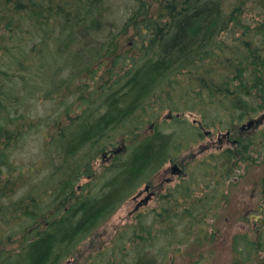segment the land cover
<instances>
[{
    "label": "rangeland",
    "instance_id": "374dc122",
    "mask_svg": "<svg viewBox=\"0 0 264 264\" xmlns=\"http://www.w3.org/2000/svg\"><path fill=\"white\" fill-rule=\"evenodd\" d=\"M132 8V0L102 3L88 21L79 24L81 29L73 40L58 29L51 31L48 25L27 28V23L20 21V28H11L10 36L7 31L11 29H1L0 25V39L6 33L0 41V127L9 123V138L0 134V264H10L22 256L21 247L45 229L47 219L72 204V192L81 198L101 193L103 183L112 175L109 171L114 159L104 160L102 153L120 148L123 139L128 145V158L131 144L158 133L169 139L170 156L180 159L197 153L202 144L229 128L236 135L242 122L264 113L263 105L250 112L252 115L236 120L220 103L209 106L202 95L193 97L187 86L173 87L172 95L159 88L153 91L148 107L150 121L144 122L138 133L132 135L133 124L123 122L113 130L104 129V136L94 137L93 143L68 150L65 139L62 144L58 138L68 133L70 126L73 130L84 128L85 120L96 117L93 111L98 105V109L106 107L107 93L114 89L110 84L120 79L121 73L131 67V58L140 54L134 44L138 36L135 24H124ZM252 11L253 15L257 12L254 8ZM95 26L104 31L83 37ZM187 74L184 69L176 77ZM172 104L179 105L178 109ZM196 106L202 111L193 109ZM170 112L173 116L167 118ZM22 113L25 121L19 119ZM194 119L201 122V127ZM231 121L235 122L233 126ZM151 123L153 129H149ZM263 138L264 123L250 136L254 141L248 153L251 155L232 158L225 164L218 163L222 160L218 154L227 144L196 154L187 166L189 176L163 185L166 192L180 182L188 184L180 194L185 200L174 210L171 204L161 205L159 199L130 214L137 201L132 200L133 195L144 188L151 175L158 177L159 171L169 165V158L157 171L156 167L151 173V167L143 168L129 183L130 190L120 198L119 207L91 235L63 251L57 264H264ZM218 164L225 168L212 177L225 179L222 193L216 191L214 180L206 183L209 172H215L214 165ZM70 180H74V186L66 190ZM24 204L28 207L21 210ZM27 216L35 217L32 220H38L40 227L33 231L32 225L22 226V218ZM151 224L165 236L151 230V236H143L140 230ZM238 233L255 242L250 257L242 242H238L241 252L235 248L233 237Z\"/></svg>",
    "mask_w": 264,
    "mask_h": 264
},
{
    "label": "trees",
    "instance_id": "16d2710c",
    "mask_svg": "<svg viewBox=\"0 0 264 264\" xmlns=\"http://www.w3.org/2000/svg\"><path fill=\"white\" fill-rule=\"evenodd\" d=\"M107 1L0 0V25L1 29H19L20 21L27 23V28L32 24L40 28L48 25L51 31L58 29L61 35L73 40L81 29L79 24L88 21L97 7ZM132 1L133 10L124 24H135L138 36L134 44L140 54L132 57L131 67L110 84L114 89L107 93L106 107L98 109V105L93 111L96 117L90 122L85 120L84 128L77 127V131L70 126L68 133L60 136L59 141L64 144L65 139L68 150L85 142L93 143L94 137L104 136V129L113 130L123 122L133 124L132 135L138 133L143 123L150 121L148 107H151L153 91L159 88L172 95L173 87L187 86L193 97L202 95L209 106L220 103L236 120L264 105V0ZM253 8L257 10L255 15ZM12 29L7 31L9 36ZM103 31L95 26L83 37ZM184 69L188 74L178 79L176 76ZM171 101L179 104L178 100ZM178 106L173 105L177 109ZM196 108L202 111V107L193 109ZM19 119L25 121L24 113ZM234 123L231 121L230 125ZM8 125L0 127V134L7 138ZM168 144L169 139L163 135L135 141L125 169L110 175L100 194L81 198L72 192L69 195L74 199L72 204L53 219L48 218L45 229L36 232L37 235L21 247L22 256L10 264H57L64 256L63 251L91 235L119 207L123 200L120 198L130 190L129 183L140 169L155 168L169 156ZM6 149L8 146L4 147ZM66 184L65 189H71L74 180ZM68 199L66 196L65 200ZM27 207L24 204L21 210ZM27 217L22 218V226L32 225L33 231L40 227L38 220H32L35 217ZM150 230L163 235L153 224L140 231L148 237L152 234ZM233 240L238 251L242 250L238 242H242L248 256L254 254L252 249L256 244L245 234L238 233ZM256 254L257 251L254 256Z\"/></svg>",
    "mask_w": 264,
    "mask_h": 264
},
{
    "label": "flooded vegetation",
    "instance_id": "af4514ba",
    "mask_svg": "<svg viewBox=\"0 0 264 264\" xmlns=\"http://www.w3.org/2000/svg\"><path fill=\"white\" fill-rule=\"evenodd\" d=\"M172 116L173 114L170 112L167 115V118H172ZM175 116L177 117L179 116V114L177 113ZM250 119L254 120L253 123L250 125L246 124ZM193 122L197 123L200 127L202 125L201 122L198 121L197 119H194ZM263 123H264V113H261L257 117H251L246 122H242L238 126V132L236 135H235V132L231 128H229L227 129L225 133H220L219 135H217L216 139H212V141L210 140L208 141V143L202 144V146H200V149L197 151V153H194V152L190 153L186 155V157H183L180 159H173V157L170 156V153H169V156L163 160L164 162L166 159L169 158L168 160L169 165H167L163 169L162 172L159 171L158 177L157 176L152 177L151 175V178L150 179L148 178L149 180L147 179L148 181L145 183L144 188L141 189L135 195H133L132 200L134 201L137 200V201L135 203L134 208L130 211V214L137 212L139 209L141 211L142 208L146 207L150 202L154 200L159 201V199H161V201L163 202L161 203V205L171 204L173 206L172 210H174V207L178 205L179 202L181 203L182 200L183 201L185 200V198L184 199L180 198V194L183 189L187 188L188 184L184 182H180L174 188L172 187V188L167 189L166 192H164L165 187L163 185L171 183L173 179L175 178L180 177L182 179V178H186L187 175L189 176L190 172L187 171L188 164L195 160V158L197 157L196 154H199L201 152L203 153L209 150L210 148L220 147L221 145H224V144L229 145L228 147L223 148V151H221L218 154V158L222 159L218 161V163L225 164V163H228L229 160L232 158H245L246 156L251 155L248 153L249 151H251L250 146L253 145L254 141L253 139L252 140L250 139V136L253 133V131L259 128ZM153 127H154V124L151 123L149 125V129H153ZM205 132L207 133V131ZM154 135H160V134L153 132V133H150L148 137H153ZM138 140L140 141V138ZM120 144H121L120 148L111 149L110 152L104 151L102 153V159L104 160H110L112 156L114 157V159L112 160L110 171H109V174H112V175L117 170H120V173H121L122 170L125 169V164L128 162V158L125 156L128 153L127 152L128 145L125 143L124 139L120 141ZM132 145L133 144H131L130 147ZM114 161H117V162L113 163ZM163 162H161V164H163ZM160 165L156 166V171L161 167ZM224 168L225 167H222V164H218V166L214 165L215 172L214 171L209 172L210 174L208 177L209 179L208 181H206V183L209 185L210 181L214 180L213 184H217L215 189L218 193H222V185L225 179L224 180H220L218 178L213 179L214 177L212 176L215 175V173L223 170ZM153 169L154 168H151L149 173H151ZM120 173L116 177H118ZM88 177H91V175H89ZM156 177L159 180H156L155 179ZM215 181L218 183H216ZM263 187L264 186H262V189L264 190ZM185 195L186 197L188 196V194H185ZM263 195H264V191H263ZM152 212H155V208L152 209ZM247 214H244V215H247Z\"/></svg>",
    "mask_w": 264,
    "mask_h": 264
},
{
    "label": "bare ground",
    "instance_id": "6f19581e",
    "mask_svg": "<svg viewBox=\"0 0 264 264\" xmlns=\"http://www.w3.org/2000/svg\"><path fill=\"white\" fill-rule=\"evenodd\" d=\"M126 16V15H125ZM57 41V40H56ZM60 45V44H59ZM87 45V44H86ZM57 46V45H56ZM68 47H69V45H68ZM29 48V47H28ZM64 48V47H63ZM49 49V48H48ZM70 49V48H69ZM88 49V48H87ZM39 51V50H38ZM55 51V50H54ZM64 51H66V49L64 50ZM46 52V51H45ZM50 52V51H49ZM56 52V51H55ZM59 53H61V51L59 52ZM64 53V52H63ZM31 54V53H30ZM72 54V53H71ZM33 55V54H32ZM52 55V54H51ZM58 55H60V54H58ZM57 55V56H58ZM69 55V54H68ZM46 56V55H45ZM65 57V56H64ZM91 57V56H90ZM39 59V58H38ZM72 59H73V57H72ZM67 60H68V58H67ZM78 60V59H77ZM47 61V60H46ZM69 61V60H68ZM86 61V60H85ZM43 62V61H42ZM37 63V62H36ZM39 63H41V62H39ZM65 63V62H64ZM72 63H74V62H72ZM48 64H50V63H48ZM68 64H69V62H68ZM59 65V64H58ZM79 65V64H78ZM60 66V65H59ZM77 66V65H76ZM75 66V67H76ZM50 68V67H49ZM59 68H61V67H59ZM57 69V68H56ZM48 70V69H47ZM57 70H59V69H57ZM54 74V73H53ZM56 76V75H55ZM18 92V91H17ZM177 93H179V92H177ZM175 96V95H174ZM168 98V97H167ZM17 99V98H16ZM20 99V98H19ZM25 100V99H24ZM156 101V100H155ZM158 108V107H157ZM152 113V112H151ZM133 126V125H132ZM130 128V127H129ZM67 130H69V129H67ZM78 131V130H77ZM134 137V136H133ZM53 138V137H52ZM58 139H60V138H58ZM172 145V144H171ZM86 146V145H85ZM253 147V146H252ZM83 148V147H82ZM85 148V147H84ZM87 149V148H86ZM64 150V149H63ZM81 150V149H80ZM85 150V149H84ZM80 153V152H79ZM88 153V152H87ZM261 153V152H260ZM258 154V153H257ZM78 155V154H77ZM86 155V154H85ZM74 156V155H73ZM84 156V155H83ZM81 157V156H80ZM247 157V156H246ZM253 160V159H252ZM66 162V161H65ZM69 162V161H68ZM225 162V161H224ZM63 164H65V163H63ZM68 165H70V164H68ZM72 169V168H71ZM75 171V170H74ZM71 176V175H70ZM49 185H50V183H49ZM55 191H56V189H55ZM55 194V193H54ZM34 196V195H33ZM61 198V197H60ZM35 199V198H34ZM51 200V199H50ZM63 201V200H62ZM89 202V201H88ZM51 205V204H50ZM51 208V207H50ZM49 208V209H50ZM46 209V208H45ZM100 223V222H99ZM169 230H170V228H169ZM160 231V230H159ZM167 231V230H166ZM157 233V232H156ZM159 235V234H158ZM162 253V252H161ZM160 253V254H161ZM163 254V253H162ZM131 257V256H130ZM133 258H134V256H133ZM132 261V260H131ZM140 261V260H139ZM127 262V261H126ZM149 262V261H148ZM131 263V262H130ZM133 264V263H132Z\"/></svg>",
    "mask_w": 264,
    "mask_h": 264
},
{
    "label": "water",
    "instance_id": "95a60500",
    "mask_svg": "<svg viewBox=\"0 0 264 264\" xmlns=\"http://www.w3.org/2000/svg\"><path fill=\"white\" fill-rule=\"evenodd\" d=\"M254 120L250 119L246 124L250 125L253 123Z\"/></svg>",
    "mask_w": 264,
    "mask_h": 264
}]
</instances>
